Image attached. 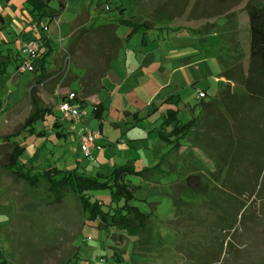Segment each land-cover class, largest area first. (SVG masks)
<instances>
[{
	"label": "rangeland",
	"instance_id": "obj_1",
	"mask_svg": "<svg viewBox=\"0 0 264 264\" xmlns=\"http://www.w3.org/2000/svg\"><path fill=\"white\" fill-rule=\"evenodd\" d=\"M99 1H109L113 8L122 3L130 7L131 11L125 15L116 14L118 18L129 19L134 14L141 21L149 19L152 25L167 28L160 32L142 27L125 43L126 49L112 63L113 70L125 82L122 90L118 85L100 78L104 80L107 89L97 93V97L107 109L113 105L114 109L122 111L118 119H113L119 125L117 129L110 124L112 119L108 114H105L104 121H99L92 117V106L85 107L88 116L79 129L98 131L104 123L105 132L100 131L104 137H108V146L94 150L92 159L83 155L79 144L73 140L75 136L70 132V125L61 119L57 106L52 113L33 123L34 136L31 137L27 130L18 137L26 146L34 147L31 149L33 151H25L21 163L28 160L42 171L50 167L63 170L78 168L91 177L98 173L108 175L114 167L123 165L144 171L148 180L129 176L127 183L136 188L134 204L145 213L154 209L158 219L165 222L161 235L166 247L161 254H149L148 258H143L134 245L136 239L115 232L110 236L96 223L89 222L87 217L81 218L84 222V225L81 222V231L79 227L67 228L70 226H65L63 220L55 221L57 216H52V208L46 204L49 194H45L41 187L31 194L35 198L31 201L33 206L26 209H22L23 203L20 200H9L8 194L0 192V250L7 264H264V146L247 148L249 156H245L240 173L241 188L237 190L241 195H235L229 189H219L206 177L209 193L212 198H218L217 204L202 206L201 198L192 199L186 212L195 213L197 218L179 220L176 228L168 226L173 212L169 194L176 176L169 173L165 166L157 168L164 157L170 158L175 152L160 135L168 109H179L177 120L180 125L186 124L201 113L197 105L200 91L205 90L209 96L214 97L224 88V82L218 79L219 48L225 42V37L230 35L226 31L230 25L226 24L229 19L224 17H228L226 15L230 11V15H235L234 21L240 22L238 13L241 8H224L220 0ZM9 2L0 0V6L4 9ZM21 2L20 6L10 4L19 20L13 22L3 16L6 23L0 30V35L4 38L0 52L10 53L1 57L11 61L7 75L14 70L15 59L22 45L32 38L28 36L21 40L24 29L29 27L31 21L26 0ZM53 5L58 7L56 1ZM66 5V11L57 19L62 28L59 40L65 39V44L71 23L81 9L79 0H66ZM205 23L208 24L206 28ZM225 25L226 28H219ZM194 27L201 33L200 36L192 31ZM129 31V28L120 27L119 35L124 36ZM211 32L216 34L206 35ZM205 35L206 40L201 39ZM143 40L145 45H141ZM144 53H152L151 62L145 63ZM185 58H189L194 67L206 61L213 76L205 77L206 67L204 69L203 66H200L198 72L177 68L176 60ZM87 60V67L80 68L86 69L81 71L82 74L88 72ZM106 62V58L100 59L96 66L98 76L105 69ZM72 69L77 71L75 65ZM139 69V74L142 75L139 85L134 78L126 79L127 75ZM7 75L0 76V164L8 150L2 144V139L15 132L27 118L8 116L5 109L12 108L20 100H29L27 84L34 76L33 73L24 74L20 82L15 84L7 79ZM147 79L151 80V86H146ZM193 83L195 87H192ZM172 96H179L178 105L166 103ZM136 97L144 104L140 109L132 102ZM56 121L68 127V133L64 136L57 133ZM172 129V126L166 127V133H170ZM118 142L125 143L130 150L120 148ZM201 157L202 161L194 165V170L203 169L205 173L207 170L213 171L212 164L202 154L199 158ZM9 189V197L20 198V193L14 190L17 188L10 187L7 190ZM91 195L94 200L103 202L104 209H107L111 201L110 190L96 191ZM68 197L72 199L67 194L59 211L67 206L74 208V203ZM58 217L66 219L64 215ZM69 220H73L72 217ZM26 221L32 223L31 226L26 225Z\"/></svg>",
	"mask_w": 264,
	"mask_h": 264
},
{
	"label": "trees",
	"instance_id": "obj_2",
	"mask_svg": "<svg viewBox=\"0 0 264 264\" xmlns=\"http://www.w3.org/2000/svg\"><path fill=\"white\" fill-rule=\"evenodd\" d=\"M55 1L58 3V7L52 6V2ZM25 4L30 9V24L45 21L49 26L65 9V4L61 0H26ZM102 5L108 10L107 13L117 11L118 14L123 16L127 11L120 4L115 8H110L109 1L103 2ZM245 11L249 20L250 43L249 66L242 86L245 89L244 94L260 100L264 110V2L254 3L250 0ZM118 22L119 26L130 29L127 39L142 27L154 28L151 22L141 21L136 18V15L131 16L129 19H119ZM4 25L5 19L0 14V30L4 28ZM36 40L40 44V51L35 61L34 72H39V83L47 77L45 66L52 49L43 29L39 31ZM142 44H145L144 40ZM18 58H20V52L17 54L15 62L21 60V58ZM3 59L0 57V76L7 75L11 63L10 60ZM18 66L19 63L16 65L17 69ZM34 91L35 88L33 87L30 92V99L33 102L34 110L15 132L2 139V144L8 150L5 152L3 161L0 164V171H7L17 182H24L32 189L42 187L44 193L49 194L46 203L48 206L61 204L67 194L73 195L89 222L96 223L100 229L107 231L110 236L115 232L136 239L134 245H136L140 257L148 258L149 254H161L166 247L165 239L161 235L165 222L158 219L154 214V209L149 213H145L134 204L136 188L127 183L129 176H137L148 180L144 171H137L131 166L123 165L114 167L108 175L98 173L96 176L91 177L78 170V168L61 170L50 167L44 171L34 172L33 169L27 168L25 163H21L26 149L18 137L27 130L30 131V136H33V123L53 111L52 108H45L34 102ZM203 94L204 97L201 98L199 103L201 113L198 117L180 125L177 120L178 111L168 109L164 117L163 130L160 133L170 149L174 151H178L184 145V142H190L193 139L192 133H198L199 135L194 137L196 140L188 144L198 148L200 153L213 166V171L207 170L205 173L203 169L198 172H192L187 168L175 170L173 167L168 166L166 157L158 164L157 168L166 166L171 173L176 174L177 172L178 175L177 181L171 184L172 191L169 194L172 199L173 212L168 226L172 228H176L179 220L197 218L195 213L186 212L192 199L201 198L202 206L217 204L218 198H212L209 193L208 185L205 182L206 177L214 182L219 189H229L230 192H235V195H241V192L237 193V190L241 188L239 183L240 173L244 167L245 156H249V154H247L246 146L243 145L233 151L226 150L223 146L228 137L223 134L221 109L223 98L228 95V92L222 91L218 99H213L209 103L204 101L206 93L203 92ZM166 103L168 105H178L179 96L168 98ZM218 106L220 110L213 109V107ZM92 108V117L104 121L105 109L103 105L98 104ZM169 126H172L173 129L170 133H166V127ZM262 146H264V143ZM102 190H110L111 192V201L106 210L103 207V202L94 200L91 195L93 192ZM150 206H153V204ZM0 264H7L1 250Z\"/></svg>",
	"mask_w": 264,
	"mask_h": 264
},
{
	"label": "crops",
	"instance_id": "obj_3",
	"mask_svg": "<svg viewBox=\"0 0 264 264\" xmlns=\"http://www.w3.org/2000/svg\"><path fill=\"white\" fill-rule=\"evenodd\" d=\"M21 1L22 0H12L9 3H15L20 6L22 5ZM61 1L64 2L65 9L60 14V16L66 11L67 8L66 0ZM249 1L250 0H220L224 8H241L238 13V19H240V22L239 20H236L237 22L234 21L235 15H230V11L226 15L228 17H224L229 19L226 24H230L226 30L228 33L230 32V35L227 38L225 37V42L221 43V46L219 48L220 57H218V62L220 66V73L218 74V79L224 82V88L220 90L219 93L214 97L209 96L207 92L203 90V92L206 93L204 98V101L206 103H209L213 99H218V96L222 91L228 92V95L223 98L221 109L222 123L224 128L223 134L228 137L227 142L225 141L223 146L226 150L232 151L240 148L242 145L246 146V150H248L247 148H254V146H262L264 143V110L261 106L262 103L260 102V100H257L254 97L244 94L245 89L242 86L244 76H246L249 66L250 31L248 15L245 11L246 5ZM251 1H253L254 3L264 2V0ZM79 3L81 9L79 12H77L75 19L71 23L70 34L66 38V44L64 43L65 39L59 40L62 35V28L60 27L61 24L57 21V19L59 20L60 16L56 18L52 23H50L46 34L50 42L52 52L48 57L45 66L47 77L44 81L38 83L39 72H34V76L28 81L27 84V96L29 97V100H20L19 102L15 103L12 108H6L5 110L8 112V116H14L15 118H26L31 114V112L34 110V106L33 102L30 99V92L31 89L34 87L35 91L33 95V100L35 103L42 107L52 108L53 110H56L60 100H62L67 94L74 93L77 96V102L85 107L87 105H91L93 107L95 105L102 104L105 109L104 114H108V117L112 119V122H110V124L115 129L119 127L118 123L114 122L113 119L119 118L122 112L121 109H114L113 105L110 106L109 109H107L104 105V102L99 99V96L97 97V93H100L101 91L107 89V85L103 83L104 80H108L113 84L118 85L119 87H121V90L124 88V80L121 78L118 72L113 70L112 67V63L115 61V59L118 58L121 52H124V50L126 49V46L124 45L128 41V32L124 36L119 35L120 27L125 26H119L118 21L119 19L124 18L116 17L115 15L118 14L117 11L107 13L108 10H106V7L102 5L103 1L79 0ZM10 4H8V6H6V8L4 9L0 6V14L14 22L17 21L18 16L16 15V11L12 10V6ZM53 4L54 2H52V6ZM122 6L123 8L127 9L125 14L128 11H131L129 10L130 7H127L124 3H122ZM111 7L112 6H110V8ZM132 7H134V2ZM245 15L247 16V18ZM144 21L149 22V19ZM158 24L160 25L162 23ZM209 24L211 25L212 23ZM206 25L208 24L205 23L204 28L208 27ZM166 28L167 27L154 26L153 29L160 30L161 32L163 29ZM168 28L170 27L168 26ZM219 28H226V25L223 27L219 26ZM178 29L181 30L182 27H178ZM187 29L188 28H185V30ZM192 31L197 33L199 36L201 34L195 27L192 29ZM209 34L216 33L211 32L207 33L206 35ZM206 35L201 39L206 40ZM28 36L32 37L31 40L37 38V36L34 35V33L31 31L30 23L29 27L24 29L23 37L21 38V40L26 39L25 37ZM2 43H4V38L0 35V47H3L1 46ZM0 53V57L10 55V53L5 51H2ZM98 54L100 55V57H98ZM144 55L146 54L144 53ZM103 58H106L107 62L105 65V69L98 76V74H96V66L100 63V59ZM151 58L152 53L146 55L144 59L145 63L151 62ZM86 60L89 61V69L87 74L86 72L85 74H82L81 71H85L86 69L84 70L80 68L87 67ZM18 63H20L19 60L15 62V67L12 73L7 75V79H9L15 84L19 83L21 80V76L24 75L19 74L17 72L16 65ZM73 65H75L77 71L72 69ZM175 66L177 68L190 69L192 72H198L200 70V66H203L204 69L206 67L204 72L205 77L213 76L211 69L209 70L207 68L206 61H202L196 67H194L192 61L189 58H185L181 60H176ZM139 72H141L140 69L135 70L132 74L127 75L126 79L134 78L137 84L139 85V80L142 76L141 74H139ZM101 77H103L104 80H100ZM146 81V86H151V80L147 79ZM192 87H195V83L192 84ZM157 90H155L154 92H156ZM132 102L134 106L139 109L144 105L142 101L137 97L132 100ZM200 102L201 98L198 99V106ZM7 104H9V102ZM219 108V106L213 107L214 110H220ZM174 110H177L179 112V109ZM252 126H254V128ZM55 127L58 129L57 133H59L60 136H64L66 133H68V127L63 126L60 121H56ZM99 129L105 132L104 123ZM197 135L199 134L196 132L191 134L193 138L190 141L191 143L196 140L194 139V137ZM24 138H26V136H24ZM250 138L251 144H249ZM73 140L78 143L76 138ZM190 142H184V145L178 151H175L170 158H166L169 167H173L175 170H182L183 168H187L190 169V171L192 172L199 171L194 170V165L198 164L200 160L202 161L203 158H199L201 153L198 148H194L192 144L189 146ZM101 144L105 147L110 144L109 139L106 135L105 140ZM22 145L23 147H25L26 150H31L34 148L32 145L26 146L24 142H22ZM118 146H120V148L125 149V151L130 150L128 145H126L125 143L118 142ZM23 163L26 164L27 168L33 169L34 172L42 171L40 167L36 168L28 160ZM169 173L171 172L169 171ZM173 174L176 176L175 181H177V172L176 174ZM10 187L17 188L14 190H17L20 193V198L9 197L11 189H9V191L7 189ZM38 189H33L31 191L30 187L26 183L17 182L7 171H0V192L8 194L9 200H20V202L23 203L22 209L31 208L33 206L31 205V201L35 198L34 195L31 194H33V192H37ZM70 196L72 199H70L69 197L68 199L69 201L74 203V208H71L70 206H67L65 204L67 207H65V209H62V211H59V208H62L61 205L63 204L64 200L61 204L47 206L52 208V216L54 218L57 216L55 221L60 222L61 220H63L65 226L67 224L68 226H70L67 228H80L81 231V218H85V215L82 213L80 205L76 198L71 194ZM60 215H64L66 219H59L58 216ZM72 215H75V217H73ZM70 217H72L73 220H69ZM76 217L80 218L76 219ZM28 221H26V225L31 226L32 223H28ZM74 225L76 227H74ZM82 225H84V222H82Z\"/></svg>",
	"mask_w": 264,
	"mask_h": 264
},
{
	"label": "built area",
	"instance_id": "obj_4",
	"mask_svg": "<svg viewBox=\"0 0 264 264\" xmlns=\"http://www.w3.org/2000/svg\"><path fill=\"white\" fill-rule=\"evenodd\" d=\"M46 22L30 24L31 31L34 35L38 36L39 31L43 29L45 32L48 30ZM37 38L26 42L22 45L20 50V63L17 69L19 74L33 73L35 61L38 58L40 51V44ZM204 97L203 92H199V98ZM58 110L61 119L70 125V132L79 143L80 150L83 155L92 159L94 150L102 149V142L105 140L103 133L92 131L87 128H80V124L84 118L88 116L85 106L77 102V96L74 93L67 94L62 100L59 101Z\"/></svg>",
	"mask_w": 264,
	"mask_h": 264
}]
</instances>
